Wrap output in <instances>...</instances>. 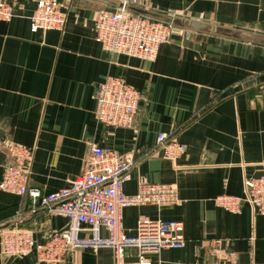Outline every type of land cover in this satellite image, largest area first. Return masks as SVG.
Returning a JSON list of instances; mask_svg holds the SVG:
<instances>
[{
  "label": "crops",
  "instance_id": "obj_1",
  "mask_svg": "<svg viewBox=\"0 0 264 264\" xmlns=\"http://www.w3.org/2000/svg\"><path fill=\"white\" fill-rule=\"evenodd\" d=\"M14 18L0 22V180L9 147L33 151L28 186L41 194L69 186L83 172L91 145L135 161L123 194L136 184H173L174 206L125 208L122 229L136 235L141 218L179 223L185 244L150 256L151 264H264V216L242 204L238 214L214 204L244 196L245 179L264 176V45L179 28L145 62L112 56L94 41V20L115 9L95 0H56L66 15L61 32L31 33L40 0H4ZM115 1V0H114ZM138 2L137 4H139ZM139 9L192 24L264 36V0H143ZM139 92L133 129L94 119V92L106 78ZM159 134L185 146L175 163L155 153ZM67 220L31 212L28 198L0 192V235L14 227L40 241L67 228ZM8 226V228L3 229ZM101 236L106 237L104 230ZM129 249L124 264H137ZM0 264H43L32 253ZM61 264H115L108 249L76 250Z\"/></svg>",
  "mask_w": 264,
  "mask_h": 264
},
{
  "label": "built area",
  "instance_id": "obj_2",
  "mask_svg": "<svg viewBox=\"0 0 264 264\" xmlns=\"http://www.w3.org/2000/svg\"><path fill=\"white\" fill-rule=\"evenodd\" d=\"M69 1V0H68ZM124 5L140 7L143 0H115ZM140 2L139 4H137ZM144 9V8H141ZM14 18V7L0 0V22ZM66 15L56 0H40L29 17L31 33L61 32ZM94 41L104 53L115 57L135 58L145 62L156 59L160 46L182 31L171 24L133 14L123 9L99 12L94 20ZM264 95V83L259 88ZM94 119L98 124L114 129H133L142 96L121 79L106 78L94 92ZM10 163L5 166L0 180V192L26 197L31 212L42 210L48 217L67 220V228L36 241L25 230L14 227L0 235L1 253L8 258L34 254L39 263L61 264L68 254L76 250L108 249L114 252V263L124 264L129 249L138 251L137 264H151L150 256H158L165 249H180L185 244L183 228L179 223H163L141 218L136 235L127 237L122 229L125 208L151 206L157 209L174 206L178 190L173 184H151L139 180L133 196L123 194V183L135 166L129 155L120 156L113 151L91 145L84 159L80 176L69 186L55 193L43 195L28 186L29 165L33 151L18 145L9 147ZM185 146L173 137L159 134L155 153L163 160L175 163L185 156ZM244 196H219L216 207L238 214L242 204L264 216V176L245 179ZM104 230L106 237L101 236Z\"/></svg>",
  "mask_w": 264,
  "mask_h": 264
},
{
  "label": "water",
  "instance_id": "obj_3",
  "mask_svg": "<svg viewBox=\"0 0 264 264\" xmlns=\"http://www.w3.org/2000/svg\"><path fill=\"white\" fill-rule=\"evenodd\" d=\"M95 1L102 2L115 9H123L133 14L142 15L149 19H153V20L166 23V24H171L172 26L178 29L187 28L189 30H193L197 32H204V34H209L213 36H219V37H224L227 39H233V40L243 41L247 43L264 45V36H259V35L240 32V31L228 30V29H223V28H218V27H206V26L199 25V24H192L182 19H176V18L173 19V18L163 17V16L154 14L149 11H145V10L135 8L132 6H128V5H124L114 0H95ZM6 228H8V226L4 227L3 229H6Z\"/></svg>",
  "mask_w": 264,
  "mask_h": 264
}]
</instances>
